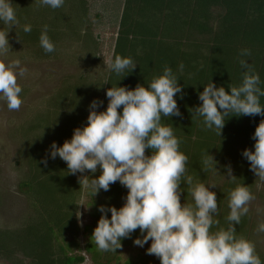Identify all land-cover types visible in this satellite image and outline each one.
Segmentation results:
<instances>
[{
  "label": "trees",
  "instance_id": "trees-1",
  "mask_svg": "<svg viewBox=\"0 0 264 264\" xmlns=\"http://www.w3.org/2000/svg\"><path fill=\"white\" fill-rule=\"evenodd\" d=\"M20 1L22 6L17 8L11 0L19 23L9 32L10 45L13 41L23 42L34 49V56L49 60L59 59L66 46L76 44L78 50L64 56H70V62H76L79 70L63 75L59 86L43 106L34 109L21 130L25 138L21 148L25 170L18 188L28 200V210L16 226L0 225V260L6 258L13 264L81 263L83 257L69 252L66 239L68 235L73 238L78 235L77 211L84 188L91 208V220L83 230L86 252L101 257L104 264H160L158 258L146 254L150 244L138 248L135 259L118 261L120 249L132 246L141 235L139 230L131 238L123 239L117 252L98 250L91 238L101 216L98 208L121 207L128 189L116 182L109 191L101 190L93 197L83 181L80 183L82 174L67 173V164L58 156L52 160L48 153L54 141L62 145L72 137L75 128L87 123L89 105L94 99L103 101L98 110L106 109L108 88L147 86L162 74L165 66L178 76L183 98L180 94L176 96L182 117L173 116L164 122L173 127L181 141L180 150L189 158L187 174L194 178V183L217 184L215 188L209 187L217 196L219 214L214 218L220 223L211 230L227 228L230 191L245 184L253 194L257 176L242 152L245 148L254 150L253 133L264 117L231 116L220 136L215 129L206 130L202 118L192 119L190 111L201 103L198 94L211 80L227 91L229 85L241 83L239 60L243 49L251 51V56L245 59L260 76V87L264 90V0H64L57 9L35 0L42 10L32 8L33 4L30 10L27 0ZM25 25L31 26L30 33L23 31ZM45 25L55 46L51 53L40 45ZM0 29L7 30L2 21ZM117 55L131 57L137 64L135 70L118 76L108 66ZM260 102L264 105V97ZM146 151L150 154V150ZM208 151L217 161V169L205 173L201 169L202 159ZM46 157L45 167L41 161ZM229 164L236 176L234 181L227 177ZM83 175L98 177L100 173ZM181 203H194L186 190ZM107 215L110 217L111 213ZM251 225L248 212L235 225L236 235L255 244L249 233ZM255 249L264 264L261 248L255 244Z\"/></svg>",
  "mask_w": 264,
  "mask_h": 264
},
{
  "label": "clouds",
  "instance_id": "clouds-1",
  "mask_svg": "<svg viewBox=\"0 0 264 264\" xmlns=\"http://www.w3.org/2000/svg\"><path fill=\"white\" fill-rule=\"evenodd\" d=\"M39 2L52 9L64 4V0ZM0 21L7 26V30L0 29V57H3L0 59V100L7 103L10 111H18L23 103L18 77H24L27 69L21 67L18 59L5 62L11 51L9 32L19 23L11 0H0ZM31 30L30 25L23 27L25 33ZM47 32L45 25L39 40L44 51L51 53L55 46ZM251 54L249 49L241 50V83L229 85L230 91H227L211 80L199 92L201 103L189 111L192 119L202 118L206 130L215 129L221 136L231 116L264 117L260 76L245 59ZM136 65L131 57L117 55L108 66L124 77ZM178 81L171 67L165 66L162 74L147 86L108 88L106 109L98 110L103 101L94 99L89 105L87 123L75 128L72 137L62 145L54 141L48 155L52 160L57 156L63 160L67 173L82 174L80 183L83 181L93 197L101 190L109 191L116 182L128 189L121 207L100 205L98 208L101 216L91 238L101 252H117L122 248L121 241L139 230L141 235L133 243L143 247L151 241L146 254L158 258L160 264H262L255 244L236 235L235 225L240 224L249 212V203L255 199L245 184L237 185L229 193L227 228L211 230L220 223L214 218L219 214L217 196L209 187L215 188L217 184L194 183V178L187 174L189 158L180 150L181 141L173 127L164 122L173 116L182 117L176 96L180 94L183 98V86ZM253 139L254 150L245 148L242 156L249 162L250 170L264 179V119L256 126ZM41 163L46 167L48 158ZM216 164L208 151L201 169L207 173L217 169ZM98 168V177L83 175L94 174ZM226 169L227 177L234 181L236 176L231 165ZM182 182L187 189L182 187ZM185 190L194 203H181ZM257 231L264 232V223Z\"/></svg>",
  "mask_w": 264,
  "mask_h": 264
},
{
  "label": "rangeland",
  "instance_id": "rangeland-1",
  "mask_svg": "<svg viewBox=\"0 0 264 264\" xmlns=\"http://www.w3.org/2000/svg\"><path fill=\"white\" fill-rule=\"evenodd\" d=\"M15 7L22 6L20 0H14ZM20 2V3H18ZM28 7L42 10V6L35 0H27ZM38 5H37V4ZM43 11H46L44 9ZM11 42V41H9ZM65 42V41H64ZM73 43V42H72ZM71 43V44H72ZM16 44V45H15ZM65 44V43H64ZM63 44V45H64ZM62 44L61 48H64ZM76 44L68 45L62 51V56L59 59H40L34 56V49L23 42H12L11 51L5 59L6 63L18 59L21 62V67L27 69L24 77H18V83L22 87L21 98L23 103L18 111H10L5 101L0 100V225L1 226H16L28 210V200L24 194L19 191L18 181L23 168L21 148L24 147L23 134L21 130L26 127V123L31 119L34 109L43 106L45 100L52 94L55 88L60 84V80L64 74L74 73L79 70L76 62H70V56L78 50ZM3 59V57H0ZM106 59V56H105ZM109 59V58H108ZM106 59V60H108ZM20 162V164H19ZM97 172L100 173L99 168ZM255 199L248 205L250 213V234L255 239V244L259 248L264 249V232H258V226L264 223V179L257 177L253 188ZM259 209L260 211H257ZM91 208L87 204V198L83 192L79 201L77 211V222L79 225L78 235L73 238L67 236L69 242L67 248L69 252L80 255L83 261L79 264H104L101 257H96L93 254L86 252L84 248L85 234L83 232L85 225L91 220ZM145 244L139 247L135 244L125 246L118 252V261L135 259L139 251L138 248L148 246ZM19 261V260H17ZM0 264H13L10 260L3 258Z\"/></svg>",
  "mask_w": 264,
  "mask_h": 264
},
{
  "label": "flooded vegetation",
  "instance_id": "flooded-vegetation-1",
  "mask_svg": "<svg viewBox=\"0 0 264 264\" xmlns=\"http://www.w3.org/2000/svg\"><path fill=\"white\" fill-rule=\"evenodd\" d=\"M260 250H261V253L264 255V249L261 248Z\"/></svg>",
  "mask_w": 264,
  "mask_h": 264
}]
</instances>
